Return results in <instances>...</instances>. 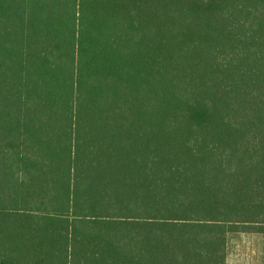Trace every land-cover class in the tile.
<instances>
[{"label":"trees","instance_id":"trees-1","mask_svg":"<svg viewBox=\"0 0 264 264\" xmlns=\"http://www.w3.org/2000/svg\"><path fill=\"white\" fill-rule=\"evenodd\" d=\"M264 231V0H0V264H225Z\"/></svg>","mask_w":264,"mask_h":264},{"label":"crops","instance_id":"crops-1","mask_svg":"<svg viewBox=\"0 0 264 264\" xmlns=\"http://www.w3.org/2000/svg\"><path fill=\"white\" fill-rule=\"evenodd\" d=\"M225 264H264V231L228 232Z\"/></svg>","mask_w":264,"mask_h":264}]
</instances>
